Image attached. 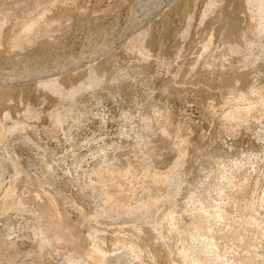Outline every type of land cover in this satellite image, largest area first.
<instances>
[{
  "label": "rangeland",
  "instance_id": "1",
  "mask_svg": "<svg viewBox=\"0 0 264 264\" xmlns=\"http://www.w3.org/2000/svg\"><path fill=\"white\" fill-rule=\"evenodd\" d=\"M93 255L264 264V0H0V264Z\"/></svg>",
  "mask_w": 264,
  "mask_h": 264
},
{
  "label": "bare ground",
  "instance_id": "2",
  "mask_svg": "<svg viewBox=\"0 0 264 264\" xmlns=\"http://www.w3.org/2000/svg\"><path fill=\"white\" fill-rule=\"evenodd\" d=\"M33 21L34 20H29L25 25L28 27V26H30L32 23H33ZM25 27V26H24ZM26 28V27H25ZM24 28V29H25ZM159 174V173H158ZM158 176H160V175H158ZM51 205V204H50ZM49 205V206H50ZM47 207V206H46ZM55 207V206H54ZM52 208L53 207H51V210H52ZM44 209H46V208H44ZM50 209V208H49ZM53 210H55V208H53ZM48 212H49V210H47ZM57 211V210H56ZM55 211V212H56ZM43 212H45V211H43ZM54 212V211H53ZM51 213V212H50ZM50 213L48 214V215H50ZM58 212H56V214H57ZM54 214V213H53ZM52 214V215H53ZM56 215L54 214V217H55ZM59 216V215H58ZM52 217V216H51ZM54 217H53V220L52 221H54ZM60 217V216H59ZM49 218V217H48ZM55 219H56V217H55ZM48 220H50V219H48ZM58 220H60V218L58 219ZM57 219H56V222L55 223H53V225H52V227H49V229H48V227L46 226V229H48V230H50L51 228L55 231V234H57V237L58 238H61V239H63V240H65L66 239V234H65V232H64V230L62 231L61 230V226H62V223H60L59 221H58ZM63 221V220H62ZM49 223H50V221H49ZM51 226V225H50ZM64 227H66V226H63V228ZM46 229H44L45 231H46ZM52 231V230H51ZM47 232V231H46ZM53 232V231H52ZM52 232H50V233H52ZM67 232V231H66ZM48 233V232H47ZM54 233V232H53ZM51 236V235H50ZM52 237H53V235H52ZM55 237V236H54ZM55 239H57V238H55ZM60 239V240H61ZM59 240V239H58ZM62 240V241H63ZM71 240V239H70ZM67 241V240H66ZM65 241V242H66ZM62 243H64V242H62ZM78 249V248H77ZM76 250V249H75ZM77 251V250H76ZM78 252V251H77ZM81 252V251H80ZM90 253V252H89ZM88 253V254H89ZM79 254V253H78ZM80 254H82V253H80ZM87 253H86V255H88ZM82 255H84V254H82ZM90 255L92 256V254L90 253ZM81 256V255H80ZM87 257V256H86ZM90 257V256H89ZM93 257H94V255H93ZM93 257H91V259H89V264H105V257H103V256H98V255H95V257L93 258ZM82 258H84V256L82 257ZM111 259V258H110ZM114 259V258H113ZM84 260H85V258H84ZM83 260V261H84ZM117 260V259H116ZM82 261V262H83ZM116 262V261H115ZM88 263V262H87ZM119 263V262H118ZM108 264V263H107Z\"/></svg>",
  "mask_w": 264,
  "mask_h": 264
}]
</instances>
